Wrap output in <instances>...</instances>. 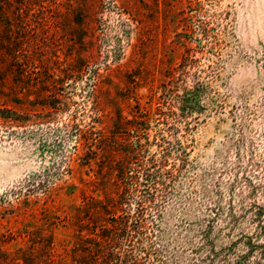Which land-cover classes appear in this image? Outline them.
<instances>
[{
  "label": "rangeland",
  "instance_id": "1",
  "mask_svg": "<svg viewBox=\"0 0 264 264\" xmlns=\"http://www.w3.org/2000/svg\"><path fill=\"white\" fill-rule=\"evenodd\" d=\"M120 166L148 264H263L264 0H0V264H89Z\"/></svg>",
  "mask_w": 264,
  "mask_h": 264
},
{
  "label": "trees",
  "instance_id": "2",
  "mask_svg": "<svg viewBox=\"0 0 264 264\" xmlns=\"http://www.w3.org/2000/svg\"><path fill=\"white\" fill-rule=\"evenodd\" d=\"M158 174L159 172L142 171L139 186L147 188V184L150 181H157L154 178ZM118 178L120 182L118 198L108 202L104 210L108 212L112 209L115 213L118 212L121 214L117 216L115 213H108L110 215L107 221L108 226H102L99 234H96V232L92 233L95 234V238L91 240L92 243L87 248L90 254L89 264H148L147 258H149L150 252L143 246L144 240L146 239L144 235L146 229L145 211L146 206L153 203L154 197L142 196L139 202H137V208L134 214L130 213V209L126 211V207H129L131 203L132 193L137 191L138 178L129 175L128 167L124 166L118 168ZM260 222V228L264 231V224H262L264 221ZM250 248L251 251L264 249L263 246L258 245H251ZM19 252L21 250L15 253L4 251L3 255L7 257V260L9 256H15ZM246 258L247 256L243 257L236 264H246L243 263ZM20 260L19 258L12 259V262L18 264L17 261ZM21 261L26 263L25 260ZM260 261L264 264V250L260 253Z\"/></svg>",
  "mask_w": 264,
  "mask_h": 264
}]
</instances>
